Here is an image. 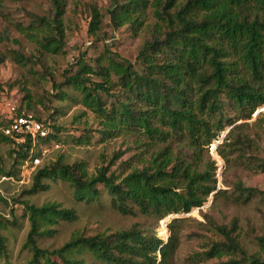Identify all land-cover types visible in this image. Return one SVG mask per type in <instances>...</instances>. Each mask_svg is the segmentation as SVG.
I'll return each mask as SVG.
<instances>
[{
	"label": "trees",
	"instance_id": "16d2710c",
	"mask_svg": "<svg viewBox=\"0 0 264 264\" xmlns=\"http://www.w3.org/2000/svg\"><path fill=\"white\" fill-rule=\"evenodd\" d=\"M49 1L52 20L44 17L36 20L39 25L55 30V34L51 32L35 40L42 51L59 53L63 47L61 21L65 0ZM176 2L155 0V14L166 23L168 30L162 37L154 36L144 42L136 56L139 69L117 53L105 50L96 57L94 65L83 64L63 84L77 91L80 102L100 118L103 137L122 129L141 128L151 138L176 137L193 149L195 165L199 159L197 148L201 144L209 145L226 126L250 119L257 108L264 106V0H186L171 11ZM144 4L145 0H111L108 13L113 26L117 28L127 22L132 27L140 26L141 22L133 15ZM100 21L101 14L93 8L88 32L94 34ZM28 35L33 36L31 32ZM11 53L17 61L24 59L18 52ZM2 60L0 57V62ZM93 76L97 79L93 80ZM60 86L58 84L56 88ZM101 92L111 99L109 105ZM64 97L61 95L60 98ZM26 107L28 110L30 103ZM19 108L23 109L22 106ZM226 108L233 112L232 120ZM52 128L54 133L49 139H55L57 135L53 124ZM232 133L233 127L224 140L227 141ZM0 140L11 145L14 160L11 168L1 169L0 174L18 177L29 157L28 144L14 146L2 128ZM245 142H248L247 138L237 137L229 145H244ZM220 155L224 158L221 150ZM127 163L112 171L108 166H101L95 175L87 176L80 164L68 165L59 159L34 172L28 193L47 188L43 179L60 178L73 186L77 200H94L100 194L97 185L101 184L110 196L111 206L119 213L133 215L140 212L159 221L169 214L188 213L192 208L202 206L216 189L214 161L208 162L209 169L199 171L191 161L163 148L145 165L126 173L122 168ZM247 163L251 165V160ZM252 168L264 172V159ZM237 191L244 201L258 195L264 203V190L243 187L239 182ZM0 199L4 200L1 195ZM24 208L30 224L24 244L31 251L28 264H43L42 258H46L44 263L50 264L49 255H56L63 264H82L69 255L84 250L106 264H156L157 253L160 254L159 264H169L179 241L176 229L179 220L175 218L167 225L170 236L166 242L156 233L143 231L134 224L129 229L108 235L73 237L58 249L44 250L36 245L35 237L51 233L47 226L58 220H72L75 214L53 202L41 206L25 202ZM8 223L0 216V229ZM210 224L223 239L213 240L201 257L210 259L233 254L240 258L230 259V264L244 262V250L232 235L234 223L230 228ZM4 241L0 233V255H5ZM257 241L264 251V234ZM189 259L197 261L194 256ZM245 264H264V258L255 256Z\"/></svg>",
	"mask_w": 264,
	"mask_h": 264
},
{
	"label": "rangeland",
	"instance_id": "374dc122",
	"mask_svg": "<svg viewBox=\"0 0 264 264\" xmlns=\"http://www.w3.org/2000/svg\"><path fill=\"white\" fill-rule=\"evenodd\" d=\"M186 0H177L175 7ZM111 0H65V12L61 27L64 31L63 47L59 53L42 51L36 38L55 30L39 25L37 17L52 20L53 11L49 0H0V131L9 105L22 106V110L32 112L42 119L50 120L57 129L56 138L44 145L46 152L41 154V163L28 172L21 169L18 177L0 174V216L8 220L0 229L5 238V255H0V264H28L30 249L25 246L30 224L25 214V202L35 206L53 202L74 212L72 220H58L47 228L51 233L36 236L40 249L55 250L73 237H90L97 234H112L129 229L132 225L143 231L156 233L164 242L170 231L168 224L178 219L176 229L178 244L169 258V264H230V259L239 255H222L205 259L201 254L213 240H222L212 224L230 228L234 223L236 240L244 250L246 259L241 264L257 256L264 258L257 238L264 234V203L260 197L253 196L244 201L238 197L237 185L264 190V172L253 169L252 165L264 159V106L255 110L250 119H241L226 126L209 145L201 144L197 150L199 159L195 161L193 149L184 145L179 138L172 136L165 140L151 138L143 129H122L103 137L100 118L79 100V93L68 85L66 78L83 64L94 65L96 57L105 50L117 53L121 58L140 65L136 56L144 42L154 36H163L168 30L165 22L155 14V0H145L144 6L134 12L133 17L140 26L124 23L114 27L109 10ZM101 14L99 29L88 32L92 9ZM52 26V23H50ZM31 32L33 36H29ZM20 53L24 59L17 61L11 52ZM80 60V63H77ZM93 80L97 78L92 77ZM61 84L60 88H56ZM60 89V91H59ZM61 95H65L62 99ZM110 104L111 99L101 92ZM227 114L233 119V112ZM260 113V115H257ZM233 127L227 141L224 137ZM247 138L248 142L229 145L235 138ZM227 142V143H226ZM55 144L58 147H55ZM168 148L173 155L191 161L193 167L202 171L209 161H214L216 189L200 207L188 213L169 214L157 221L154 216L121 214L110 204V196L101 184L97 185L100 194L94 200H77L73 186L63 179H43L47 186L28 193L32 185V175L42 166L50 165L59 159L71 165L80 164L87 176L95 175L101 166L109 171L128 162L122 168L129 172L132 168L145 165L156 151ZM11 145L0 140V170H9L13 165ZM220 150L224 158L220 155ZM251 160V165L247 161ZM17 167V166H16ZM197 261L192 262L189 257ZM50 264H63L56 255H49ZM69 257L82 261V264H106L88 251L72 252ZM159 264L160 254H156ZM199 258V259H198ZM46 258L41 262L47 264Z\"/></svg>",
	"mask_w": 264,
	"mask_h": 264
},
{
	"label": "built area",
	"instance_id": "2783aa9c",
	"mask_svg": "<svg viewBox=\"0 0 264 264\" xmlns=\"http://www.w3.org/2000/svg\"><path fill=\"white\" fill-rule=\"evenodd\" d=\"M19 107L8 106L2 132L14 146L28 144L29 157L22 166L23 171L28 172L41 163V154H45L44 145L47 143L42 140L49 139L54 130L49 120L39 119L34 113ZM55 147L58 145L55 144Z\"/></svg>",
	"mask_w": 264,
	"mask_h": 264
}]
</instances>
